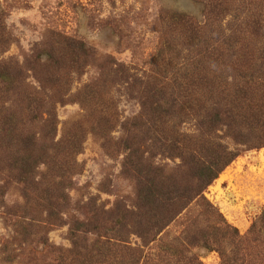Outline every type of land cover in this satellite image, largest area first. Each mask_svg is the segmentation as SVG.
I'll return each instance as SVG.
<instances>
[{
  "label": "trees",
  "instance_id": "obj_1",
  "mask_svg": "<svg viewBox=\"0 0 264 264\" xmlns=\"http://www.w3.org/2000/svg\"><path fill=\"white\" fill-rule=\"evenodd\" d=\"M198 1L205 4L203 26L185 15L175 16L188 27L190 40H205L204 29H212L211 45L197 51L194 63L177 73L165 61L152 63L142 75L129 74L122 64L111 71L138 91L139 111L121 124L119 140L124 153L122 173L133 190L115 199L107 210L74 219L69 229L71 248L48 245L43 235L40 253L54 256L49 264H204L199 250L216 252L218 264H264V211L241 235L205 196L242 153L264 148V57L254 64L241 42L235 49L237 64L232 63L235 54L230 48L234 47H227L231 36L222 29L231 9L229 0ZM240 28L262 32L261 12L246 17ZM56 36L61 40L41 52L53 71L39 81V91L7 77V72L0 73L2 93L14 88L19 101L12 109L6 107L4 96L0 98V156L11 158L9 172L24 200L23 207L19 206L22 210L17 211L15 205L7 212L15 219L14 225L41 230L65 224L63 208L69 197L64 182L73 173L86 132L79 123L66 138L57 140L54 104L62 99L54 98L68 92L70 73L81 70V57L88 54L84 42ZM65 63L68 71L63 81L60 70ZM227 70L233 72L232 79L223 75ZM100 81L86 85L74 97L89 109L93 106L98 122L92 132L103 138L115 127L116 109L113 99L98 86L105 84ZM45 89L55 91L54 96ZM32 122L42 124L38 138L25 130ZM188 123H194L193 132L181 129ZM219 134L232 148L220 142ZM38 143L41 154L34 153ZM17 144L22 146L18 149ZM155 148L156 155L152 153ZM157 156L161 159L156 161ZM41 166L50 178L38 192L40 187L33 185ZM30 201L42 208L25 223ZM173 229L177 230L174 234Z\"/></svg>",
  "mask_w": 264,
  "mask_h": 264
},
{
  "label": "rangeland",
  "instance_id": "obj_2",
  "mask_svg": "<svg viewBox=\"0 0 264 264\" xmlns=\"http://www.w3.org/2000/svg\"><path fill=\"white\" fill-rule=\"evenodd\" d=\"M229 3L230 13L224 17L222 25L225 35L231 36L227 47L233 46L230 50L235 54L239 47L236 44L242 42V49L248 51L254 64L258 65L264 57V30L255 34L253 28L240 26L246 17L259 11L264 20V0H229ZM204 5L198 0H0V73L7 72V77L22 81V84L24 81L31 90L37 88L39 91V81L53 71L46 57L41 58V52L61 40L57 39L58 34L84 42L88 54V57H81V70L70 73L68 92L54 98L56 101L62 99L61 103L54 104L57 140L66 138V133L79 123L86 131L73 173L64 182L69 197L63 208L65 224L48 225L44 230L14 225L15 219L9 216L8 208L18 205L16 210L20 211L24 200L21 187L13 180L14 174L9 172L11 158L2 154L0 264H49L54 256L40 253L43 235L48 245L71 248L69 229L74 219L86 218L102 208L107 210L119 196L131 194L133 186L122 173L124 153L119 140L123 136L121 124L139 111L138 91L131 83L123 82L125 78L121 75L115 76L111 71L122 64L129 74L142 75L152 63L165 61L174 65L177 73L178 69L194 63L197 51L211 45L212 29H204L205 40H190L188 27L175 16L185 15L203 26L206 22ZM237 59L238 53L232 63L237 64ZM61 67H64L60 70L64 81L68 71L66 63ZM223 75L232 79L234 74L227 70ZM99 80L105 84L98 86L106 97L113 99L116 109L115 127L103 138L92 132L97 129L93 126L98 122L97 112L91 111L93 106L89 109L74 97L86 85ZM22 84L18 82L19 86ZM2 88L0 85V98L4 96L6 107L16 108L19 103L16 89L3 94ZM44 92L50 96L55 94L49 89ZM193 125L188 123L181 129L193 132ZM25 127V130L35 132L37 138L41 134L42 124L38 122L27 123ZM219 136L222 137L220 142L232 148L224 135ZM39 146L40 143L34 153L41 154ZM152 153L156 155L158 150L155 148ZM160 159V156L156 157V161ZM37 174L33 186L40 187L37 188L39 192L44 190V183L50 176L42 166ZM42 175H45L43 179L40 178ZM39 182H42L40 186L37 185ZM205 196L219 208L227 222L244 235L264 211V148L242 153L207 189ZM41 208L30 201L25 223L38 216L37 210ZM176 231L173 229L172 234ZM198 252L204 264L219 263L216 252Z\"/></svg>",
  "mask_w": 264,
  "mask_h": 264
}]
</instances>
